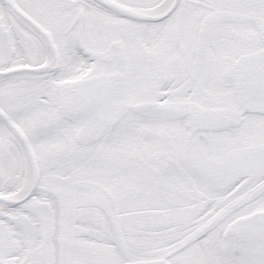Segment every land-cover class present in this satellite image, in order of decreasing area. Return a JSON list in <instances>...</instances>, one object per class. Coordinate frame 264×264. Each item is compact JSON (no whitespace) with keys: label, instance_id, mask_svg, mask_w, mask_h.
Returning <instances> with one entry per match:
<instances>
[{"label":"snow or ice","instance_id":"1","mask_svg":"<svg viewBox=\"0 0 264 264\" xmlns=\"http://www.w3.org/2000/svg\"><path fill=\"white\" fill-rule=\"evenodd\" d=\"M0 264H264V0H0Z\"/></svg>","mask_w":264,"mask_h":264}]
</instances>
